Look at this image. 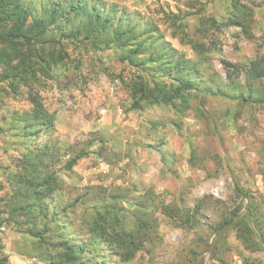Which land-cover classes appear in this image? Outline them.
Returning a JSON list of instances; mask_svg holds the SVG:
<instances>
[{
  "label": "rangeland",
  "instance_id": "374dc122",
  "mask_svg": "<svg viewBox=\"0 0 264 264\" xmlns=\"http://www.w3.org/2000/svg\"><path fill=\"white\" fill-rule=\"evenodd\" d=\"M51 1L27 4L49 17ZM87 2L114 12L115 27L134 29L144 44L136 60L156 46L190 61L198 90L185 102L136 109L123 82L137 68L106 44L110 31L73 37L78 20L49 25L36 41L46 69L0 83L3 264H50L65 240L83 247L82 264H264V105L214 95L223 62L264 55V0ZM142 72L152 86V71ZM38 110L34 132H24L19 118ZM25 174L60 187L36 195L20 181ZM41 204L44 211H19ZM234 214L236 224L217 233Z\"/></svg>",
  "mask_w": 264,
  "mask_h": 264
},
{
  "label": "trees",
  "instance_id": "16d2710c",
  "mask_svg": "<svg viewBox=\"0 0 264 264\" xmlns=\"http://www.w3.org/2000/svg\"><path fill=\"white\" fill-rule=\"evenodd\" d=\"M28 1L0 0V83L11 80L10 85H12V81L22 79L28 73H33L35 69H46V66L43 65L47 64L43 55V48L37 47L36 41L43 36L49 25L62 19L67 21L74 19L78 20L80 27L78 26L71 32L73 37H78L82 33L81 29H86L88 35L92 32L102 34L110 31L111 37L108 38L106 44L117 45L120 50L124 51L122 52V62H128L137 68L133 78L123 82L128 88L131 98L135 101L134 108L142 109L144 104H172L176 100L185 102L186 96L190 95L191 91L198 90L195 87L198 71L192 68L190 61L180 57L176 58L175 53L167 54L157 50V47L154 46L146 59L136 60L137 55L144 54V44L135 43L138 38L131 36L134 29H120L113 25L114 18L112 16H114V12L103 13L102 10H97L93 5H90L87 0H65V2L52 0L48 11L49 17L45 15L36 16L27 4ZM198 49L202 53L204 46L201 45ZM223 63L226 79L223 85L216 89L214 95L227 97L229 93L238 103L264 105V55L256 57L246 65ZM144 69L152 71V86H150L148 77L142 72ZM257 83L261 85V88H255ZM11 88L16 92L15 87L11 86ZM33 103L39 109L40 103L37 100H33ZM40 117H42L40 110L31 117L25 112L24 117L19 118L18 121L24 124V132L31 133L36 127L34 121ZM86 153L85 149L74 152L67 162L65 170L71 171ZM19 179L29 189H32L34 194L41 196L51 194L60 187V184L54 182L51 176L41 180L34 175L25 174L21 175ZM32 210L44 211L45 208L42 204L35 206V208L30 205L19 208V211L24 213ZM163 211L168 216L174 215V212L168 208ZM234 216H230V218L227 216L218 223L216 232L220 233L230 228L238 215L234 214ZM241 220L240 223L245 232ZM184 223L193 227L189 219L185 220ZM240 223L238 222L237 225ZM35 235L40 240L44 239L43 232L38 231ZM241 237L244 242L248 241L244 233ZM82 253V246L65 240L62 242L61 253L50 264H82L80 261ZM5 261L6 258L0 257V264Z\"/></svg>",
  "mask_w": 264,
  "mask_h": 264
}]
</instances>
